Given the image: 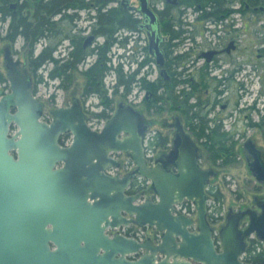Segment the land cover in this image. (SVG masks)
Here are the masks:
<instances>
[{
	"label": "water",
	"instance_id": "95a60500",
	"mask_svg": "<svg viewBox=\"0 0 264 264\" xmlns=\"http://www.w3.org/2000/svg\"><path fill=\"white\" fill-rule=\"evenodd\" d=\"M139 1L149 54L162 75L156 15L146 0ZM4 59L9 90L0 97V264H246L240 259L245 236L255 232L264 240V208L230 209L217 249L206 217L212 172L198 166V147L181 126L173 140L178 173L150 167L143 155L142 116L131 105L119 102L100 131L87 126L75 100L43 121L25 61L11 53ZM66 132L72 140L63 146L59 140ZM110 152L127 153L135 168L106 174L108 166H119ZM136 175L151 180L156 200L143 199V191L126 193ZM184 199L195 206V230L189 229L193 219L174 213V204ZM244 216L249 224L240 231ZM130 223L161 231L160 242L105 232Z\"/></svg>",
	"mask_w": 264,
	"mask_h": 264
},
{
	"label": "flooded vegetation",
	"instance_id": "af4514ba",
	"mask_svg": "<svg viewBox=\"0 0 264 264\" xmlns=\"http://www.w3.org/2000/svg\"><path fill=\"white\" fill-rule=\"evenodd\" d=\"M51 1L55 0H0V24L6 26L5 31L7 32L10 27L17 26L16 20L12 18V15L19 14L22 17H27V21L32 24L31 29L48 27L49 30H46L48 36L45 34L38 41L49 37L47 39L49 43L43 49H52V57L59 61L58 64L48 61L54 65L51 71H54L53 73L55 74L52 77L49 75V78L61 81L62 77L59 71L56 70L61 61L62 63L67 61L75 62L74 68L69 67L67 69L68 74L71 76L67 89H64L61 85L58 86L59 89L71 92L70 101L56 108L72 107L73 100H75L81 108L87 126L94 131H100L115 114L117 104L122 102L119 101L115 104V85L118 83V70L122 72L124 70V60H129V63L127 61L125 65L129 66L133 62L136 64L137 58L141 55V59L138 58L139 64L146 61V66L151 62L155 65V59L152 58L148 50L147 29L145 27L147 21H145L144 15L140 11V1L105 0L106 2L104 3V0H84V6L79 3L67 6L64 3L62 7L56 9L53 4L50 12H47L46 8H41ZM146 1L149 8L156 15L158 32L162 37L160 48L163 53V67L166 73L160 75V68L155 65L158 70L156 78L147 80L153 83L155 90L144 89L142 102L151 103L155 106L161 105L169 113V116L161 122L164 125L165 132H162L163 134L156 132L152 138L153 140L149 142L150 137L148 134L150 133V126L154 124V120L147 119L144 110L136 107L134 102L131 101L129 105L141 114L143 127L145 128L142 135L143 155L148 166H162L173 174H177V159L173 152V140L177 132V126H181L185 133L190 136L198 147V166L202 170L212 172L206 186L208 195L206 217L212 228L215 246L219 249V230L225 222L227 212L232 208L229 207L224 216L210 217L209 202L213 200L219 203L222 200L223 196L219 199L216 196L217 193L221 195L222 193L215 188L213 179L220 173L218 168L224 167L222 160L227 159L226 157L231 159V157L224 152H219L214 157V153L206 151L205 145L217 143H234L237 145L234 148L235 158L238 156L244 161L246 171L253 178L254 183L257 185L256 187L264 189V44H260L257 47L256 59L258 61L254 60L252 58L253 50L249 51V44H247L245 39L246 20L241 21L240 26L233 27L234 34H230L232 31L230 30L231 21H227L223 22L222 25L218 24L215 28L216 30H211L212 34L223 32V35L221 33L217 35V39L211 41L210 38V43L204 44H200L203 42L197 40L196 44H192L189 49L181 50L179 53L174 54L173 49L179 44L165 43V38L162 34L164 28L167 29L169 25H172L174 9H177L180 5L182 6L181 0H177L176 4L166 3L164 0ZM215 1L222 5L223 10L229 8L237 9L236 6L229 7L233 0ZM215 6V2L204 7L201 4H197V22L202 21V19L214 20L215 15L205 16V14L214 12L216 10ZM114 7L115 9H113ZM7 9H10V14L7 13ZM117 9L128 14L135 26L122 25V27L118 28L115 34L121 30L129 33L125 34L118 44H114L117 42V37H114V34L112 37L106 36L103 24L106 17L110 19L112 24L107 28V32L115 28V22L119 23V18L116 17ZM247 9L250 10L249 5L245 4L244 10L247 11ZM34 11L36 13L39 12L38 15H35ZM251 11L264 12V4L260 3L252 6ZM82 13H85V18L87 19L83 26L80 24L82 22L78 23L77 21L81 20L80 15ZM229 14L221 13L220 18L216 17V19L222 22L227 16H230ZM47 16L50 24L48 26L41 25L40 17ZM129 34L136 35L132 36L134 44H127L130 41ZM22 38L25 40L23 36ZM100 38L101 42L99 43L98 40ZM56 40H58V43L62 40L68 42L67 61L63 54H59L58 57L55 56V52H61V50L56 49L61 45L56 44ZM142 40L144 44H142ZM52 41H54V44H52ZM231 41L233 44H230ZM13 43L14 41L11 44H0V58L2 57L3 59L2 68L4 71L2 72L1 70L0 74L5 78L4 56L6 53H11L15 57V51L13 50L15 44ZM25 44L29 45L30 41L25 40ZM23 49L19 60H24L28 70H30L28 67L30 48L25 46V49ZM32 51H34V48ZM143 52L145 55H143ZM138 70L135 68L130 72L134 82L138 80L136 78ZM76 77L81 78V83L77 82L74 84ZM108 79L111 80L110 84L107 82ZM31 80L33 94L37 96L36 90L34 91V78L32 75ZM158 85H160L159 88L156 87ZM8 90V86L2 88L0 97ZM157 91L164 92V96ZM123 92L125 93V91ZM94 96L98 101L96 103L89 102L88 99ZM49 114L48 120H43V115H41V119L50 122L52 120L51 110ZM238 121H241L242 124H238ZM159 134L162 135V138L165 137L167 139L164 147L157 143ZM125 136L122 133L120 138ZM71 140L72 134L66 132L60 136L59 143L63 146H68ZM155 147L158 149H155ZM109 156L114 161L117 160L119 166H108L105 169V173L108 175H124L135 168L131 157L125 152H110ZM119 156H124L127 161H122ZM141 191L144 192L143 199H157L151 180L136 175L132 179L126 193L135 194ZM261 208H264V193L254 196L252 207L241 206L236 210L232 209V211L242 212L246 209L260 211ZM174 211V213L193 219L194 223L189 229H196V209L192 201L184 199L174 204ZM248 224V217L244 216L239 221V230L245 231ZM105 232L109 235L120 232L139 241L150 240L153 244L159 243L162 236V232L154 227L139 226L135 223H130L117 229L114 228L113 230L107 228ZM245 241L246 246L240 259L246 264H250L247 262L248 249L255 246V251L264 253V240L259 239L253 232L245 236ZM158 257H163V254L158 253Z\"/></svg>",
	"mask_w": 264,
	"mask_h": 264
},
{
	"label": "rangeland",
	"instance_id": "374dc122",
	"mask_svg": "<svg viewBox=\"0 0 264 264\" xmlns=\"http://www.w3.org/2000/svg\"><path fill=\"white\" fill-rule=\"evenodd\" d=\"M245 0H233L232 3L229 4V7H237V9H225L223 10L222 14L230 13V30L233 29V26L237 25L240 26L242 23L241 21L246 20V30H245V39L247 41V44H249V51L253 50L252 52V58L254 60L256 59V49L260 44H264V12H252L251 8L254 5H249L250 10L247 9V11L244 10L243 3ZM263 5V4H262ZM115 9V7L113 8ZM181 10V11H180ZM228 12V13H227ZM243 13V14H242ZM221 14V13H220ZM198 15V12L196 11V8L194 9L193 6H185L182 4V6H178L177 9H174V17L171 21L172 25L169 27V29L163 30L162 36L165 38V43L168 42V44H179L175 49H173L174 54L179 53L181 50H187L189 49L192 44H196V41L199 40V42L204 43H210L211 41L217 39V35L221 32H215L212 34L211 30H216L218 24H221L219 19L214 18V20H203L198 21L196 20V16ZM214 16V15H213ZM221 15H218L217 18H220ZM81 20H77L78 23H80L82 26L86 23V15L85 13L80 15ZM232 19V20H231ZM243 19V20H242ZM169 23V24H171ZM199 23V24H198ZM197 28V30H196ZM6 26L0 24V44H11L12 41H14L13 44V50L15 51V57L16 59H21L22 49H25V46H28L30 54H33L34 57L38 56L41 51L43 50V47L48 44L49 37L42 38L41 40L37 41L35 44H25V40L22 38L21 35L16 36L13 40H9L6 37ZM129 32L125 30H121L119 33L115 32L113 33L114 37H117V42L114 44H118L120 40L123 39L125 34H128ZM178 36L173 37L174 34H177ZM201 33V35H199ZM66 34V32H65ZM81 34V33H80ZM230 34H234V30L230 32ZM18 35V34H17ZM223 35V32L221 33ZM130 41L127 44H134V39L132 36H136L133 34H129ZM243 37V34H242ZM136 38V37H135ZM16 39V40H15ZM101 38L98 40L100 43ZM55 41V40H54ZM54 41H52V44H54ZM142 44H144V41H141ZM58 43V40L55 42ZM140 43V42H139ZM56 49L61 50V52H55V56L58 57L59 54H63V57H67L68 52V42L62 40ZM242 44V42H241ZM244 44V43H243ZM35 45V46H34ZM34 46V47H33ZM47 47V46H45ZM34 48V51L32 49ZM23 49V50H24ZM115 49V48H113ZM112 49V50H113ZM40 52V53H39ZM2 55V54H1ZM28 55V54H27ZM66 55V56H65ZM143 55L145 53L143 52ZM142 55V56H143ZM141 59V55L138 57ZM137 58V63L131 65H125V63L129 60H124L123 65V72L122 74L126 78L127 76H130V72H132V69H139L138 74H136V82H131V88L129 93H124L122 86H119L117 89V93L115 94V104H117L119 101L125 102L126 104H130L131 101L134 102L136 107L141 108L144 110L145 115L147 116V119L154 120V124L150 126V133L148 134L150 139L153 140V136L156 132H165L164 125H162V121L167 119L169 116V113L163 109L161 105H153L151 103L146 104L144 101L142 102V96L144 94V89L141 86V79L144 78L146 80H153L156 78L158 74V70L155 67L154 63H148L146 66V61L139 64ZM2 57L0 58V71H3V63H2ZM29 60V59H28ZM67 61V58L65 59ZM258 61V60H257ZM29 62V61H28ZM113 62L115 65V60L113 58ZM131 62V63H132ZM62 63V61H61ZM53 64L50 62L42 63L39 68L36 71L31 72V68H29L30 74L34 78V91L36 90L37 96L40 98L43 104V113H42V119L48 120L50 117V110L53 108H56L57 106H61L64 104L69 103L71 92L66 91L63 89H59L58 86H60L61 81L59 79H50L49 78V71L53 68ZM188 73V72H187ZM39 75V76H38ZM41 77V78H38ZM40 81H35V79ZM81 83V78L76 77L75 83ZM109 84L111 83V80L108 79L107 81ZM69 85V82H68ZM8 86L7 81H1L0 82V90L2 88H5ZM5 90V89H3ZM161 95L164 96V92L157 91ZM120 94V95H119ZM122 95V96H121ZM89 102L96 103L98 99L94 96L90 99H88ZM162 102V100H161ZM157 103L160 104L159 101ZM163 104V102H162ZM162 107V108H160ZM145 116V117H146ZM238 124H242L241 121H238ZM14 131V130H13ZM163 134V133H162ZM237 147V145H235ZM155 149H158L155 147ZM122 161H127L124 156H119ZM229 160V157H226ZM227 159H223L222 163L224 165L223 168H218L220 173L216 175L213 179V184L216 186L221 193H222V200L219 203L214 202L211 200L209 202V216L210 217H218V216H224L225 212L228 210L229 207H231L233 210H236L240 208L241 206H249L252 207L253 205V198L254 196H259L260 194L264 193V189H261L260 187H256L257 185L254 183L253 178L247 173L246 167L244 164V161L240 159V157H236L232 159L230 162L227 161ZM216 224V223H214Z\"/></svg>",
	"mask_w": 264,
	"mask_h": 264
},
{
	"label": "trees",
	"instance_id": "16d2710c",
	"mask_svg": "<svg viewBox=\"0 0 264 264\" xmlns=\"http://www.w3.org/2000/svg\"><path fill=\"white\" fill-rule=\"evenodd\" d=\"M104 3L106 2L105 0L103 1ZM216 3V10L214 12H207L205 14V16L208 15H215L216 17H218V15H221L220 13L223 12L222 9V5H220L219 3H217L215 0H181V3L185 6H193L194 8H196L197 4H201V6H207L209 4H213ZM66 3V5H74L79 3L81 6H84L85 2L84 0H55V1H51L49 2L45 7H41V8H46L47 12L51 11V6L56 7V9L60 8L63 6V4ZM243 3V1H242ZM249 3V5H258V4H264V0H245L243 5L245 6V4ZM49 10V11H48ZM225 10V9H224ZM227 10V9H226ZM41 11V10H40ZM116 11V10H115ZM117 13H116V17L119 18V23L115 22V28L112 31H108L107 32V28L110 27L112 24L110 22V19L108 18H104V31L106 33V36H111L113 35L114 32H116V30L120 27H122V25H126V26H135V24L133 23L132 19L130 18V16L128 14H126L123 11H120L119 9H117ZM35 12V11H34ZM7 13L10 14V9H7ZM39 13V12H38ZM38 13L35 12V15H38ZM169 14V13H168ZM12 18L14 20H16L17 26L16 27H10L6 33V37L9 40H13L17 34L22 35L25 40H29L30 44H34L36 41H38L39 38L45 36H48V32L46 30H49L48 27H41V28H33L31 29L32 24L30 22L27 21V17H22L19 14H13ZM40 21H41V25H45L48 26L50 24V20L47 17H40ZM171 27V25L168 26ZM178 36L177 34H174L173 37ZM30 37V38H29ZM52 49H48V48H44L43 51L36 57H34L32 54H30V58H29V62H28V67L31 68V72L36 71V69L39 68V66L42 63H45L47 61H53L55 64H58V60L54 59L52 57ZM104 54V53H103ZM76 57V56H75ZM78 58V57H76ZM71 67L74 68L75 67V62L74 61H67L65 63H60V65L57 67V71H59L60 76L62 77L61 80V86L64 89H67L68 87V82L70 83V74H68L67 69ZM60 68V69H58ZM62 69V70H61ZM54 71H49V75L52 77L55 74L53 73ZM119 75H118V83L115 85V93H117V89L118 86H122L123 85V91H125V93H127L130 88H131V82L133 81V76H127L126 78L124 77V75L122 74L121 70H118ZM34 73V72H33ZM41 80V79H40ZM160 80V79H159ZM1 81H6V78L3 77L0 74V82ZM141 86L143 89H150L153 90L154 89V85L153 83L148 82L146 79L142 78L141 79ZM157 88L160 87V85L156 86ZM155 90V89H154ZM161 136V137H160ZM167 142V139L165 137L162 138V135L159 134V139L157 140V143L161 146H165ZM206 151L211 152L212 154L214 153V157H216L218 155L219 152H224L227 153V155H230L231 159H227V161H231L232 159L235 158V144L231 143V144H226V143H217V144H206ZM217 198L219 199L222 195L220 193L216 194ZM247 262H249L250 264H264V253L259 251H255V246L254 247H250L248 249V256H247Z\"/></svg>",
	"mask_w": 264,
	"mask_h": 264
},
{
	"label": "built area",
	"instance_id": "2783aa9c",
	"mask_svg": "<svg viewBox=\"0 0 264 264\" xmlns=\"http://www.w3.org/2000/svg\"><path fill=\"white\" fill-rule=\"evenodd\" d=\"M230 16H231V15H230ZM230 16H227V17L224 19V21L221 22L220 25H222L223 22H227V21L229 22V21H230V20H229ZM236 26H237V25H235V26H233V27H236Z\"/></svg>",
	"mask_w": 264,
	"mask_h": 264
}]
</instances>
